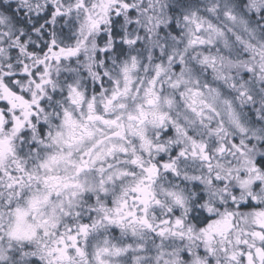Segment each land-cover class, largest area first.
I'll return each mask as SVG.
<instances>
[{
    "label": "clouds",
    "instance_id": "clouds-1",
    "mask_svg": "<svg viewBox=\"0 0 264 264\" xmlns=\"http://www.w3.org/2000/svg\"><path fill=\"white\" fill-rule=\"evenodd\" d=\"M0 264H264V0H0Z\"/></svg>",
    "mask_w": 264,
    "mask_h": 264
}]
</instances>
